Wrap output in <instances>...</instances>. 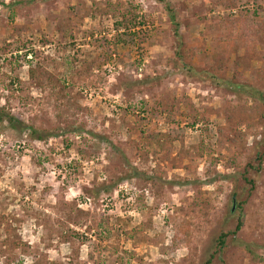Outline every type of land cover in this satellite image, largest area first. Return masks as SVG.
<instances>
[{
	"label": "rangeland",
	"instance_id": "obj_1",
	"mask_svg": "<svg viewBox=\"0 0 264 264\" xmlns=\"http://www.w3.org/2000/svg\"><path fill=\"white\" fill-rule=\"evenodd\" d=\"M165 1L188 61L224 63L222 75L264 92V40L246 50L230 29L218 40L220 19L255 9L263 20L264 0ZM119 12L143 25L141 46L115 37ZM177 39L158 0H0V107L18 121H0V264H204L213 253L211 264H264V162L249 196L230 180L264 111L181 70ZM35 61L59 97L29 77ZM151 131L176 137L168 156ZM242 198L241 229L215 250Z\"/></svg>",
	"mask_w": 264,
	"mask_h": 264
},
{
	"label": "trees",
	"instance_id": "obj_2",
	"mask_svg": "<svg viewBox=\"0 0 264 264\" xmlns=\"http://www.w3.org/2000/svg\"><path fill=\"white\" fill-rule=\"evenodd\" d=\"M164 2V7L169 15V20L173 26V33L178 38L176 43V49L174 50L175 60L178 63L181 70L190 74V76H208L215 85H223L227 87L229 90L233 92H243L250 97H253L257 100L255 108L257 112L264 111V92L258 88H255L247 83L240 82L236 79L235 75L227 77L222 75L223 71L226 68V65L223 66L224 63L219 65L217 68H213L211 70L201 69L195 67L193 63L188 61L186 55L184 54V45L185 42L182 40L180 34L178 33L179 22L176 19V14L174 8L170 5L168 1L158 0ZM228 0H220L221 4H226ZM229 5V3H227ZM250 12V13H249ZM259 16L257 11L253 9L252 11H248L247 9H241L236 16L232 14H227L218 21V40L221 42H229V39L223 36L224 29H230V34H234V40L237 41L242 47L246 48V50H250L254 47L255 44L258 43V40H264V19L263 20H255L254 17ZM115 21L113 24V30L115 32V37L117 40L125 41L126 43H135L136 47L142 45L143 42L147 39V33L144 29H142V24H140L136 20V16L133 14H128L125 12H119L114 15ZM240 40V41H239ZM123 41V42H124ZM105 42V41H104ZM106 51L109 50L108 44L105 45ZM113 50L114 46H113ZM30 56L33 54L32 51L29 53ZM105 57H102V60H105ZM54 67L56 65L54 64ZM29 77L33 80L34 84L39 86L43 82L50 88L55 98L59 97L60 90L64 87L63 85H59V79L54 78V76H44L45 69L44 66L40 63V61H35L33 65H30ZM58 86L59 89L55 87ZM8 87V86H7ZM11 88V83H9V87ZM155 105L150 107V111L153 114H157ZM162 111H167L165 107L162 108ZM6 120L9 124L18 123L17 118L4 110L3 107H0V121ZM30 130L31 134H35L37 136L40 135V131L34 129L33 127H27ZM221 133L224 131L220 130ZM50 134V133H49ZM40 138V137H38ZM146 139L149 143H154L155 149L164 150L165 155L168 156L171 152V142L176 139L175 136H171L169 133H161L158 131H151L146 134ZM264 162V132L262 133L261 139L255 145V151L253 155L249 157L245 166L241 171H239L234 177L230 180L232 183L243 192L246 190V196H249L251 192L255 189V179L254 174L258 173L263 166ZM236 192L232 193L234 197ZM246 202V198H242L237 200V207L239 209L238 216L235 221L234 228L232 230L226 232H220L216 237V246L215 250H219L225 244V239L230 235L234 236L242 226V215L241 210ZM215 252V251H214ZM212 258H214V253L211 254L205 261L204 264H211Z\"/></svg>",
	"mask_w": 264,
	"mask_h": 264
}]
</instances>
